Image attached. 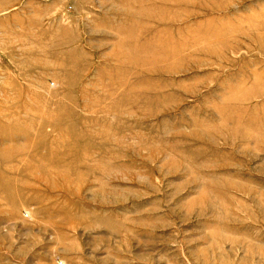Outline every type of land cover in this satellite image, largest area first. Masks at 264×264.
<instances>
[{"label":"rangeland","instance_id":"374dc122","mask_svg":"<svg viewBox=\"0 0 264 264\" xmlns=\"http://www.w3.org/2000/svg\"><path fill=\"white\" fill-rule=\"evenodd\" d=\"M0 264H264V0H0Z\"/></svg>","mask_w":264,"mask_h":264}]
</instances>
